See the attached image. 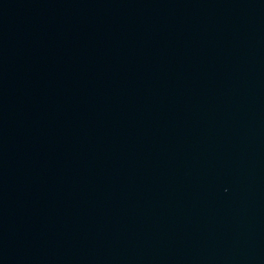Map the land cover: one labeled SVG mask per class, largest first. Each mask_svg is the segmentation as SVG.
Here are the masks:
<instances>
[{
	"label": "water",
	"instance_id": "1",
	"mask_svg": "<svg viewBox=\"0 0 264 264\" xmlns=\"http://www.w3.org/2000/svg\"><path fill=\"white\" fill-rule=\"evenodd\" d=\"M0 264H264V0H0Z\"/></svg>",
	"mask_w": 264,
	"mask_h": 264
}]
</instances>
